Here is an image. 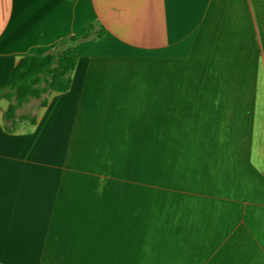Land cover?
<instances>
[{
    "label": "crops",
    "instance_id": "crops-1",
    "mask_svg": "<svg viewBox=\"0 0 264 264\" xmlns=\"http://www.w3.org/2000/svg\"><path fill=\"white\" fill-rule=\"evenodd\" d=\"M61 48L0 100V264H264V0H0V81Z\"/></svg>",
    "mask_w": 264,
    "mask_h": 264
},
{
    "label": "trees",
    "instance_id": "trees-1",
    "mask_svg": "<svg viewBox=\"0 0 264 264\" xmlns=\"http://www.w3.org/2000/svg\"><path fill=\"white\" fill-rule=\"evenodd\" d=\"M101 33L98 32V36ZM76 62L77 57L64 48L43 54L23 55L0 81V100L8 101V107L2 112L5 130L14 132L17 124L23 120L34 124L37 110L46 105L49 95L70 88ZM31 100L37 101L32 109L22 111Z\"/></svg>",
    "mask_w": 264,
    "mask_h": 264
},
{
    "label": "rangeland",
    "instance_id": "rangeland-1",
    "mask_svg": "<svg viewBox=\"0 0 264 264\" xmlns=\"http://www.w3.org/2000/svg\"><path fill=\"white\" fill-rule=\"evenodd\" d=\"M87 36H88V34H86ZM34 101V103H35V100H33ZM37 102V101H36ZM23 111V110H22Z\"/></svg>",
    "mask_w": 264,
    "mask_h": 264
}]
</instances>
